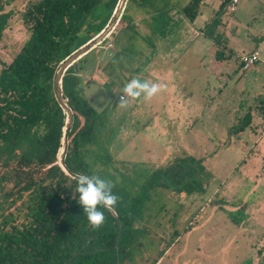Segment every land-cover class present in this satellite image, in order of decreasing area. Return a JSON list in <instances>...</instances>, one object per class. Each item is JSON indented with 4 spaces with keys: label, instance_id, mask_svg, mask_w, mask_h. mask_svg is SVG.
Returning a JSON list of instances; mask_svg holds the SVG:
<instances>
[{
    "label": "rangeland",
    "instance_id": "1",
    "mask_svg": "<svg viewBox=\"0 0 264 264\" xmlns=\"http://www.w3.org/2000/svg\"><path fill=\"white\" fill-rule=\"evenodd\" d=\"M34 1L14 0L4 7L13 13L0 40V68L27 40L22 15ZM107 1L99 0L89 13L76 33L78 44L107 27L112 18L108 20ZM187 1L152 0L143 6L128 0L120 16L140 17L147 8ZM220 2L203 0L193 21L196 28L203 30L211 22ZM220 16L225 26L218 29L227 36L225 44L197 28L200 41L162 77L167 60L164 65L159 55L154 60L151 54L123 50L122 64L138 57L134 63L139 70L129 66L128 74L166 86L150 100L142 96L120 106L118 94L128 82L125 78H116L115 94L104 95L76 74L108 57L101 48L88 50L71 69L64 92L72 90L77 99H86L96 116L88 137L78 136V155L88 172L114 183L119 204L143 184H158L145 205L149 208L140 213L141 235L130 252L132 261L125 264H264V0H238L234 11L226 6ZM253 49L259 61L244 70L241 56ZM92 94H100V99L91 102ZM246 111L251 114L249 126L229 133ZM31 146L18 152H33ZM185 154L204 158L211 174L205 191L187 194L173 188L163 175L151 176L156 167Z\"/></svg>",
    "mask_w": 264,
    "mask_h": 264
},
{
    "label": "trees",
    "instance_id": "2",
    "mask_svg": "<svg viewBox=\"0 0 264 264\" xmlns=\"http://www.w3.org/2000/svg\"><path fill=\"white\" fill-rule=\"evenodd\" d=\"M13 1L0 0V40L13 13L4 7ZM130 1L147 6L152 0ZM229 1L221 0L211 22L201 28L216 43L225 44L227 40L218 28L225 26L220 13ZM98 2L34 1L22 15L29 32L27 40L11 61L0 68V168H3L0 171V264H125L132 261L130 252L141 235L140 213L143 208H149L145 205L158 184L147 182L125 204L117 203L111 211L102 209L105 223L98 229L90 226L78 202L75 177L90 174L84 159L78 155V136L88 137L96 116L86 99H77L72 90L64 92L76 60L66 69L61 81L62 97L73 115L64 157L68 172L57 163L66 114L57 100L55 75L67 57L104 28L105 25L95 35L83 37L78 44L76 33ZM202 2L189 0L180 6V11L193 22ZM117 3L118 0L105 2L109 8L108 20ZM250 122L251 114L246 111L237 118L229 133L238 134ZM30 144L35 146L33 152H18L32 147ZM159 175L166 177L177 191L187 194L205 191L211 177L204 158L190 154L173 157L156 167L151 176ZM188 222L189 226L193 225L192 219ZM164 251H159L158 256Z\"/></svg>",
    "mask_w": 264,
    "mask_h": 264
},
{
    "label": "crops",
    "instance_id": "3",
    "mask_svg": "<svg viewBox=\"0 0 264 264\" xmlns=\"http://www.w3.org/2000/svg\"><path fill=\"white\" fill-rule=\"evenodd\" d=\"M180 6L171 4L154 10L147 8L140 17L133 16L130 17L131 19L118 18L108 36L102 40L103 42L100 41L91 48L92 50L101 48L102 53L108 54L107 56L110 59L103 55L102 58L105 56L103 60L95 64L94 67L81 68L76 74L78 76L82 75V77L85 76L87 85H94L96 87L95 90H100L98 92L106 93L107 95L115 94L116 78L119 75L128 82L131 77L138 78L137 75L134 76L132 73H127L128 69L139 70V67L135 66L134 63L138 57L128 58L129 60L126 64L121 63L123 62V50L128 47L131 55L133 53L136 55L139 53L141 55L151 54L154 56V60L159 55L164 60V63L162 62L164 65L167 60L169 65L163 70L161 69L159 74L162 77L170 69L178 66L183 56L188 54L193 45L197 44L201 39V33L199 34L197 30L200 27L196 28L193 22H188V19L181 13ZM200 13L201 9L198 15ZM129 66L131 67L128 68ZM145 67H148V65H145ZM153 68L157 69L155 64ZM165 69L167 71H164ZM119 71H121L120 74L118 73ZM153 83H157V80ZM123 88L119 92L118 97L123 95ZM100 96V94H92L91 102L98 101Z\"/></svg>",
    "mask_w": 264,
    "mask_h": 264
},
{
    "label": "clouds",
    "instance_id": "4",
    "mask_svg": "<svg viewBox=\"0 0 264 264\" xmlns=\"http://www.w3.org/2000/svg\"><path fill=\"white\" fill-rule=\"evenodd\" d=\"M166 86L160 83H153L149 80L132 78L122 90L120 106H127L129 100L143 96L147 101L161 92ZM76 189L79 194L78 202L83 208L90 226L93 229L100 228L106 220L102 209L111 211L119 201V196L113 192L115 187L112 181L93 173H82L75 177ZM75 198V194L73 196Z\"/></svg>",
    "mask_w": 264,
    "mask_h": 264
},
{
    "label": "water",
    "instance_id": "5",
    "mask_svg": "<svg viewBox=\"0 0 264 264\" xmlns=\"http://www.w3.org/2000/svg\"><path fill=\"white\" fill-rule=\"evenodd\" d=\"M126 0H118V3L116 5L115 11L113 12L111 21L107 25L106 28L102 30L100 34L89 40L87 43H85L83 46H81L79 49H77L75 52H73L69 57H67L59 66L56 75H55V90H56V96L57 100L59 102L60 107L66 113L65 116V122L63 127V136H62V146L61 150L59 152V157L57 163L60 165V167L65 171L68 172L65 164H64V157L67 150V134L71 128L72 121H73V115L70 107L68 104L64 101L61 93V81L62 76L66 69L77 59H79L82 55H84L89 49H91L93 46H95L97 43L102 41L106 35L112 30L115 23L117 22L119 15L121 13V10L124 6Z\"/></svg>",
    "mask_w": 264,
    "mask_h": 264
},
{
    "label": "built area",
    "instance_id": "6",
    "mask_svg": "<svg viewBox=\"0 0 264 264\" xmlns=\"http://www.w3.org/2000/svg\"><path fill=\"white\" fill-rule=\"evenodd\" d=\"M237 2H238V0H230L229 1L228 8L230 11L235 10V4ZM257 61H259V54L256 50H251V51H249V52H247L241 56V64H242V68L244 70L249 69ZM121 96L122 95H120L119 98ZM262 169L264 170V167Z\"/></svg>",
    "mask_w": 264,
    "mask_h": 264
},
{
    "label": "bare ground",
    "instance_id": "7",
    "mask_svg": "<svg viewBox=\"0 0 264 264\" xmlns=\"http://www.w3.org/2000/svg\"><path fill=\"white\" fill-rule=\"evenodd\" d=\"M65 101V100H64ZM66 102V101H65ZM66 114V113H65Z\"/></svg>",
    "mask_w": 264,
    "mask_h": 264
}]
</instances>
